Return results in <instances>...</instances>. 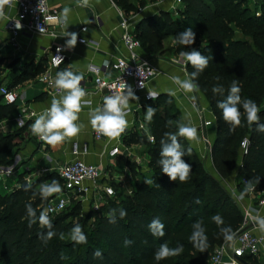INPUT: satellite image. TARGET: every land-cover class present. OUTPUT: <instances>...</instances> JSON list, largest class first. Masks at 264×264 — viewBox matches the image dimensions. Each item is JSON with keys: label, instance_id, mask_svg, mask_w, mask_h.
Instances as JSON below:
<instances>
[{"label": "trees", "instance_id": "1", "mask_svg": "<svg viewBox=\"0 0 264 264\" xmlns=\"http://www.w3.org/2000/svg\"><path fill=\"white\" fill-rule=\"evenodd\" d=\"M113 2L127 18L146 7V0ZM184 3L185 12L181 15L184 22L175 20L169 12H163L159 17L142 19L135 28V36L146 54L164 57L173 51L168 42L175 44L176 34L186 27L193 29L196 38L190 48L210 57L208 67L199 74L196 82L199 85L197 92L205 97L216 118L217 140L212 149L216 171L221 179L227 180L236 168L240 169L242 162L239 176L248 179L261 177L257 188L264 196V133L257 132L255 124L249 126L246 116H242L241 125L230 132L221 110L216 107L217 101L223 97L212 92L213 86L220 85L227 95L231 83L238 81L241 97L257 103L260 122L264 123V0H258L256 4L262 13L260 17L247 6V0H184ZM183 47L184 51L190 50ZM187 70L189 74L195 71L190 64ZM4 73L0 63V89L5 82ZM44 73L43 63L32 62L23 72L8 76L12 84L7 89L12 91ZM162 103L166 104L164 111L160 110ZM170 103L171 96H162L147 105L156 109L150 123L144 119L154 138L153 144L146 135L138 132L126 139V145L149 148L148 168L152 173V183L147 185L143 182L145 180H137L132 196L122 192L121 185H113L116 196L108 199L106 207H101L96 213L93 229L81 226V221L77 223L87 237L86 243H75L70 231L74 226H66L68 220L80 219V204L55 217L52 224L56 235L47 244L38 236L39 233H46L47 229H42L38 222L29 227L25 205L31 203L38 217L50 197L42 200L33 193L38 192L41 183H51L57 174L40 178L31 185V189L26 190L23 184L11 194H0V264H211L216 250L225 245L220 229L211 217L219 213L224 219V226L231 225L239 234L245 216L221 183L205 169L202 160L184 138H180V143L185 150L191 149V155L184 157L192 168L188 181H171L160 171L157 164L160 138L165 131L175 132L177 122H182L181 114L174 106L167 109ZM15 112V107L4 104L0 95V123ZM246 138L251 142L250 151L242 158L241 143ZM18 145L17 135L0 134V167L12 164ZM59 182L62 185L61 179ZM113 209L117 210L116 222L110 223L109 212ZM121 209L126 211L123 218L119 217ZM154 217H159L165 226L163 237H154L149 231L148 225ZM197 220H202L206 228L209 247L205 252H198L189 240L191 225ZM125 240L132 243L125 245ZM163 242H167L170 248L182 245L184 251L157 262L154 252ZM96 250L101 251L102 257L94 258ZM244 259L249 264H260L256 257Z\"/></svg>", "mask_w": 264, "mask_h": 264}, {"label": "crops", "instance_id": "2", "mask_svg": "<svg viewBox=\"0 0 264 264\" xmlns=\"http://www.w3.org/2000/svg\"><path fill=\"white\" fill-rule=\"evenodd\" d=\"M173 2L174 0H156L155 3L150 4L143 10L138 18L132 19L136 24L135 26L142 19L156 17L163 12H169ZM49 3L52 8L61 12L65 6L72 8L67 22V29L65 24L62 28L52 24L50 31L55 34L47 36L21 34L16 40L17 48L13 47L11 42L13 36L7 31L10 21L17 17V10L16 8L4 9L6 19H0V63L5 70L3 87L9 88L12 84L11 78H8L10 74L23 72L24 68L32 62L36 64L43 63L45 73H47L53 50L58 46H65L67 40V37L63 36L65 31L76 32L78 38L83 37L87 41H91V43L81 45L77 42L76 47L71 50L64 47L68 60L59 71L70 67L73 72L83 74L82 86L91 94L90 98L93 100V107L100 105L101 94L97 92L94 86L95 72L104 73L103 67L106 63L113 62L120 56L126 58L130 56L121 40L120 24L122 23V17L120 8L113 0H90V4L87 7L77 6V0H49ZM83 27H89V32L81 33ZM139 55L151 61L159 71V76L148 87L149 90L157 91L159 97L169 96L168 90L176 89V86L168 79L170 75H179L183 79L189 74L186 68L176 66L168 56L152 57L143 50L139 52ZM57 72H49L53 80ZM40 79L41 76L36 80L12 89L20 96V101L15 106L16 112L8 119L7 135H17L20 146L14 151L13 155L15 160L19 158V161H23L21 167L18 170H14V176L10 178L9 183L11 184L8 186L12 190L22 186L25 184L24 182L31 183L33 178H47L52 174L59 175L58 171L61 166L72 163L77 159L72 153V145L74 143L87 144L90 147V154L85 157H79V160L90 165L103 167H108L109 165L108 160L104 156V144L94 140V130L89 124L88 108H84L80 113L78 123L84 125L81 133L56 148L42 144L38 137L31 134L30 125L35 118L22 120L19 118L21 111L27 109L29 112L39 115L50 106L51 99L57 96L50 94L46 84L42 83ZM6 83L9 84L5 86ZM194 98L199 99L200 108L193 106L192 101ZM171 105L180 112L182 121L186 113L191 114L192 122L198 128L201 141L200 143H189L186 141L202 160L205 169L216 180L219 182L223 181L216 171L212 157V149L217 140V123L207 100L197 91L188 95H185L182 91H177L176 96H171ZM203 119L211 122L212 127H205ZM128 120L130 127L133 117L129 116ZM237 174L238 168H236L229 179L223 181L226 183L229 194L235 202L233 193L238 194L235 188ZM236 203L243 213L255 207L250 200ZM256 211L259 215L264 216V207L257 208ZM252 230L256 235H261L256 228H252ZM262 260L264 261L263 256L259 258L260 264H262ZM222 264L232 263L226 258Z\"/></svg>", "mask_w": 264, "mask_h": 264}, {"label": "clouds", "instance_id": "3", "mask_svg": "<svg viewBox=\"0 0 264 264\" xmlns=\"http://www.w3.org/2000/svg\"><path fill=\"white\" fill-rule=\"evenodd\" d=\"M14 0H0V19H6L5 7H11ZM90 0H77V6L87 7ZM72 12V8L65 6L62 9L59 19L65 24L67 29V22ZM49 19V18H45ZM18 28L21 25L17 26ZM40 32L44 29L41 27ZM67 37L65 48L74 49L78 42V34L76 32H67L63 35ZM55 38V37H54ZM53 38V39H54ZM196 34L191 27H186L182 32L176 34L174 43L190 48L195 43ZM86 44L91 41H83ZM57 51H61L60 48ZM186 63L190 64L195 70L188 74L185 78L179 75H170L168 79L176 86V89L168 90L169 96H176L177 91H182L185 95L194 93L198 90L199 85L196 82L197 77L209 65L210 57L203 55L195 48H190L188 51H182L179 54ZM60 62H63L62 57H58ZM212 59V57H211ZM84 80L83 74L75 73L71 68H65L58 71L54 78V86L58 90V95L51 99L50 106L44 109L30 125L31 134L38 137L46 145L56 148L65 141L77 137L84 125L78 123L80 113L84 108H88L89 124L91 128L98 134L107 137L108 140L114 141L124 134L129 127L128 117L130 115V101L138 100L132 87L126 82L121 84V92L105 96L103 104L93 107V100L90 98L91 94L82 86ZM144 88L143 82L140 84ZM213 94H218L222 99L217 101L216 107L221 110L224 122L229 126V131L232 132L241 125L242 116H246L249 126L256 125V131L264 133V123L260 122V109L255 101L248 98H242L241 88L238 81H233L230 88L225 95L223 86L216 85L212 88ZM149 98L155 100L159 97V93L155 90H148ZM243 108V113L241 112ZM156 109L148 106L145 111V120L151 122ZM180 138H184L189 143H200L201 136L198 128L193 124L190 113L184 115L182 122H177L176 131H165L160 138L159 159L157 164L160 171L169 177L171 181L185 183L188 181L192 168L189 163L184 160V157L191 155V149L185 150L180 143ZM154 140V138H153ZM261 177L256 176L245 181L244 188L239 194L233 193V197L237 202H241L244 198L256 189L260 183ZM150 185L151 180L143 181ZM27 189H31V184L27 185ZM63 191L62 185L56 179H52L51 183H41L38 187V192L33 195H39L42 200H47L54 194H59ZM26 215L29 218V227L33 224L39 223L42 229H47L46 233H39V238L47 244L55 235L52 221L46 211H41L37 217L36 210L31 203L25 205ZM117 210L113 209L109 212L110 223L116 222ZM126 211L119 210V217L123 218ZM257 231L261 234L260 238L264 240V216H252ZM211 220L219 227L220 234L223 237L225 246L234 247L237 241V232L233 230L231 225H225L223 217L217 213L211 217ZM164 224L159 217H154L149 223L148 228L154 237H163ZM192 232L189 240L193 247L198 252H205L209 247L208 237L206 235V228L202 220H197L191 225ZM71 239L77 244L87 242V237L84 234L82 227L76 224L71 230ZM63 234L61 233V238ZM125 245H130L131 240H125ZM184 251L183 246L170 248L167 242H163L154 252V260L159 262L171 257L180 255ZM94 258L102 257L100 250L93 253ZM235 264V261L233 262Z\"/></svg>", "mask_w": 264, "mask_h": 264}, {"label": "built area", "instance_id": "4", "mask_svg": "<svg viewBox=\"0 0 264 264\" xmlns=\"http://www.w3.org/2000/svg\"><path fill=\"white\" fill-rule=\"evenodd\" d=\"M249 2L257 4L258 0H249ZM184 7V0H174L169 13L179 15L181 9ZM5 8H16L17 10V17L10 21L7 28V31L13 36L11 42L14 48H17L16 40L21 34L47 36L55 34L50 31L52 24L57 25L59 28L64 26L59 19L61 11L52 8L49 0H14L11 7L6 6ZM119 10L122 17V23L120 24L122 32L121 40L130 56L129 58L120 56L115 61L106 63L103 67L104 73L95 72L94 86L97 92L101 94L100 105L103 104L105 96L121 92L120 86L123 82L132 87L139 99L130 101L131 112L129 116L133 117L130 124L131 128L128 127L118 140L110 142L107 137L98 135L95 131L93 137L96 142L104 144V156L110 165H114L118 159H125L126 161L131 160L140 168L144 170L148 169L147 171H149V162L146 163L148 164L146 167L144 161L137 155V152L133 148L127 147L126 139L134 132H139L141 135H146L152 144L154 143L144 120L143 112L149 103L158 99L153 100L149 98L148 87L159 76V71L151 61L139 55L142 45L135 36L136 24L134 20L127 18L121 9ZM257 16L260 17L261 14L257 13ZM18 25H21V27L18 28ZM41 27L44 29L42 32L39 30ZM88 32L89 27H83L81 30L83 34ZM85 40L83 37L78 38V42L81 45H86L83 42ZM58 48L61 51H57ZM58 57H62L63 62H60ZM67 60L65 48L62 46L56 47L51 54L48 72L41 76L40 81L46 84L49 93L52 95H58V90L55 88L53 77L49 72L59 71L67 63ZM141 82H143L144 88L140 87ZM0 95L6 105L15 107L20 101V96L17 93L5 87H1ZM194 107H200L198 98L194 100ZM37 116L34 112L23 109L19 118L22 120H32ZM203 122L205 127H212L211 122L205 119H203ZM8 123V119L0 123V134L7 135ZM40 142L46 145L43 141L40 140ZM250 145L249 138L244 139L241 143L242 158L248 156ZM72 153L77 158L76 161L61 166L58 171L63 191L55 197L50 198L45 206L44 211L48 213L50 218H55L68 212L75 202L80 205L85 202H93V206H96L98 209L103 197L114 198L116 196V190L111 184L112 178L109 174V165L108 167L90 165L79 160V157H85L90 154V147L87 144L80 145L79 143H74L72 145ZM241 167L242 162L240 169ZM12 176H14V170H0V194L3 192L11 193L13 191L7 184V180H10ZM246 180L248 178L240 177L238 185L241 190H243ZM130 194L132 195L133 192H130ZM244 200H250L255 207L252 210L245 211L244 225L242 231L237 235L235 246L227 247L224 245L217 249L213 256L212 264H222L226 258L233 264L235 256L241 258L264 257V240L260 238L261 235H256L252 230V228H256L252 216L259 215L256 209L264 207V196L256 186V189L249 193ZM247 228L250 229L245 230ZM235 264H237L236 261Z\"/></svg>", "mask_w": 264, "mask_h": 264}, {"label": "rangeland", "instance_id": "5", "mask_svg": "<svg viewBox=\"0 0 264 264\" xmlns=\"http://www.w3.org/2000/svg\"><path fill=\"white\" fill-rule=\"evenodd\" d=\"M247 1L249 2V0H247ZM155 2H156V0H146V7L143 10H145L148 6H150V4H153ZM247 6H249L254 12H256V15H257V13H260L262 15L259 8H257L259 6H257L256 4L249 2V4ZM143 10L139 11V13L137 15H131L128 18L129 19L138 18ZM184 12H185V7L181 9L179 15H175L173 13H170V14H171V16H173V18L175 20L180 21V22H184V18L181 16L182 13H184ZM159 16L157 15L156 17H159ZM168 46L173 47V51L168 55V57L173 60V63L176 66H178L180 68L182 67V68L187 69L188 63H186L185 60L179 55L180 52L184 51V47L175 45L172 43V41L168 42ZM3 78H5V76H3ZM7 84H9V83H6L5 86H7ZM5 88H7V87H5ZM195 99H197V98H194L192 101L193 106H194V100ZM198 101H199V99H198ZM165 107H166V104L162 103L160 106V110L164 111ZM169 108H171V103L167 105L168 110H169ZM143 117H144V115H143ZM144 119H145V117H144ZM19 146H20V144L18 145V147ZM127 147L133 148L137 152V155L144 161V164L147 167L148 164H146V163L149 162V156L147 155V152H148L149 148L145 147V146H141V145H135V144H132V146L127 144ZM22 162L19 161V158L17 160H15L14 155H13L12 156V164L10 166H1L0 170H2V171L18 170L21 167ZM135 170H136V172H135ZM147 170L140 168L136 163H133V161H131V160L126 161L125 159H118L114 163V165L109 164V174H110V177L112 178L111 184L112 185H120L121 184V186H122L121 191L124 192L125 194L132 196L133 194L131 195L130 192H134V188H135L137 180H141V179L142 180H150L152 173H151V171H147ZM39 179L33 178L31 180L32 181L31 183L30 182H24V183L32 185L34 182H36ZM53 179L60 181L59 175H54ZM239 180H240V176H239V170H238V174L236 177V183H235V188H236V191L238 193L240 192V188L238 185ZM223 181H221L220 183H221L222 187L229 193V191H228L229 189H227L228 187H227L226 183H224ZM9 182H10V180H7L8 185L11 184ZM120 182H122V183H120ZM20 187H22V186H19L18 188H20ZM13 190H16V189H13ZM11 193L3 192L1 195L5 196V195L11 194ZM56 195H58V194H54L50 198L55 197ZM108 199H110V198H108V197L104 198L103 197L101 200V203L99 204L98 209L96 208V206L95 207L93 206V204H92L93 202H85V203L81 204L82 210H81L80 219L79 220L78 219H74V220L70 219L66 222V226H68V227L75 226L78 223V221H81L82 222L81 226H85L86 229H88V230L93 229V227L96 224V220H97V218H96L97 214L96 213L99 212L101 207H106ZM76 204H77V202L74 203V205H76ZM50 219L52 222L55 220V218H50ZM212 259H213V257H212ZM211 264H212V260H211ZM262 264H264L263 260H262Z\"/></svg>", "mask_w": 264, "mask_h": 264}, {"label": "water", "instance_id": "6", "mask_svg": "<svg viewBox=\"0 0 264 264\" xmlns=\"http://www.w3.org/2000/svg\"><path fill=\"white\" fill-rule=\"evenodd\" d=\"M27 185L28 184H24L23 185V187H27ZM252 228V227H251ZM248 229H250V228H247V229H245V230H248ZM235 261L237 262V264H249L247 261H246V259H244V258H241V257H239V256H235Z\"/></svg>", "mask_w": 264, "mask_h": 264}]
</instances>
